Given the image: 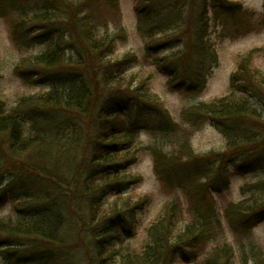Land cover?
I'll use <instances>...</instances> for the list:
<instances>
[{"label":"trees","instance_id":"obj_1","mask_svg":"<svg viewBox=\"0 0 264 264\" xmlns=\"http://www.w3.org/2000/svg\"><path fill=\"white\" fill-rule=\"evenodd\" d=\"M134 3L147 58L168 52L157 60L159 74L168 77L172 92L186 94H198L202 80L219 64L216 42L246 32L252 18L242 4L228 0ZM103 12L118 16V0H0V16H16L11 24L18 42L47 48L26 58L22 67L48 89L46 94L23 98L12 111L0 107V198L9 196L15 204L14 216L0 221V264H86L66 249V229L77 231V227L89 241L87 264H177L182 258L185 264H234L230 246L211 245L223 226L209 202L210 183L198 182L199 163L211 159L194 154L189 144L185 148L186 135L172 128L175 125L160 100L139 93L144 89L141 81L137 89L119 95L121 87L131 86L135 79L132 74L127 82L121 76L131 64L126 61H133L130 56L122 61L109 58L111 44L121 34L101 33L110 23ZM249 56L233 77L234 87L245 86L243 94L249 99L230 95L188 112L194 124L208 119L224 137L226 150L216 155L221 163L209 165L214 167L213 182L221 180L214 190L229 185L231 165L243 174L259 172L260 181L242 187L249 197L225 211L239 237H248L264 215V77L249 72ZM126 99L136 103L133 107L139 113L158 111L161 126L176 135V142H183L179 154L185 148L196 169L175 154L153 149L161 181L168 188L177 185L186 190L191 220L180 225L183 212L173 199L139 249L123 243L126 226H133L128 213L143 200L121 199L122 209L103 204V194H121L122 187L134 182L123 174L135 161L137 139L136 130L125 123ZM119 200L120 196L115 203ZM257 261L254 264H261Z\"/></svg>","mask_w":264,"mask_h":264},{"label":"rangeland","instance_id":"obj_2","mask_svg":"<svg viewBox=\"0 0 264 264\" xmlns=\"http://www.w3.org/2000/svg\"><path fill=\"white\" fill-rule=\"evenodd\" d=\"M228 1L242 4L243 8L247 10L248 15L252 17L248 22L249 29L238 36L227 37L216 42L219 64L214 67L211 74H208L207 79L202 80L203 83L198 94L172 92L168 87L169 79L167 76L159 74V63L157 61L167 55L168 52L163 51L156 56L147 58L145 40L137 27L134 0H118V16L112 12H103L104 15H109L110 23L101 30V33L110 37L121 34V38L115 39L111 44L113 45V53L109 58H113V61H122L124 57L130 56L131 61H133H126V63L131 64H128L125 70H122L121 76L125 77L127 82L130 81L132 74L135 75V79L131 81V86L127 84L122 86L119 95H124L125 91L126 93L129 92L128 89H137L138 83L141 81L144 89L139 90V93L143 92L151 99L160 100L163 108L169 112L171 123L175 125L172 128L178 134L186 135L184 137L185 148L189 144L194 154L202 158L209 156L211 159V162L204 160L199 163L201 169L199 174L202 176L198 181L202 184L210 183L208 186L213 191H211L209 202L213 203L218 211L223 226L222 234L211 245L227 244L230 246L235 255L234 264H254L257 260V262L264 264V215L258 217L255 227L248 234V237L235 235L225 216V211L232 203L235 205L240 204L249 197L247 193L245 195L242 192V187L260 181L259 172L256 174H243L239 170L236 171L234 165H231L228 167L231 175V177L229 176V185L223 186L220 191L214 190L215 185L221 180L217 178L218 180L215 183L213 182L215 174H211V170L214 167L209 165L210 163H221L217 156L226 150L224 137L219 128L208 119L205 122L194 124L188 116L191 107L202 103L211 104L230 95H232V98L233 96L237 98L243 95V97L249 99L250 97L247 94H243L245 86L237 90L234 87L235 82L233 79L240 69L241 62L249 55L250 58L247 61V65L250 64L247 67L249 72L256 71L264 77V0ZM15 18L16 16L13 14L0 16V107L5 112L17 109L19 103L25 97L43 95L48 91L45 86L32 80V74L23 71L25 68L22 67L26 58L36 56L47 48H43L38 43L22 46L18 42L11 24ZM221 29L222 27H219L218 31ZM214 37L217 36L214 35ZM24 77L30 80H25ZM239 81L243 83L242 85L245 84L243 78ZM126 100L129 102L128 99ZM127 101H123V105L126 107L124 112L125 123H127V126L131 124L136 130L137 139L133 147L135 161L123 174L131 177L129 182H134L127 187H122L121 194L114 192L103 194V204L107 208L122 209L125 205L124 201L128 199L133 201L143 200L139 208L134 209L133 213H128L129 221L132 222L133 226H126L123 243L124 247L139 249L148 240V231L160 218L164 206L173 199L178 200L183 212L179 219L181 221L180 225L191 220L188 213L189 202L186 190L184 191L177 185L168 188L161 181L155 171L153 149L162 150L166 154H175L183 160L181 162L184 164L189 163L193 170L196 169H194L195 165L190 163L185 148L183 154H179L183 148V142L181 143V140L176 142V135L167 132L166 126H161L158 111L139 113L133 107L136 103H128ZM259 109L261 112L263 111V107ZM262 119L264 120V117ZM9 177L7 176L6 179L10 180ZM7 183L8 181L5 182V184ZM189 189L193 190L190 185ZM119 196V202L115 203ZM0 199H2L0 221H3L14 216L15 204L9 199V196ZM121 199L124 201L122 202ZM77 229V231L66 229L64 240L66 245L69 246L66 249L77 258L79 256L87 264L91 256L86 245L89 241L85 238L84 231H79L78 227ZM178 262L177 264H185L183 258L179 259Z\"/></svg>","mask_w":264,"mask_h":264}]
</instances>
